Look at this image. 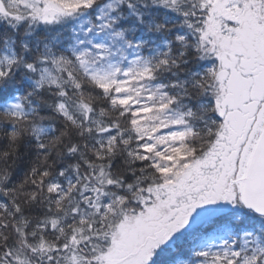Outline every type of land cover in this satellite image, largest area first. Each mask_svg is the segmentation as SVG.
Masks as SVG:
<instances>
[{
  "label": "snow or ice",
  "instance_id": "obj_1",
  "mask_svg": "<svg viewBox=\"0 0 264 264\" xmlns=\"http://www.w3.org/2000/svg\"><path fill=\"white\" fill-rule=\"evenodd\" d=\"M0 264H264V0H0Z\"/></svg>",
  "mask_w": 264,
  "mask_h": 264
}]
</instances>
